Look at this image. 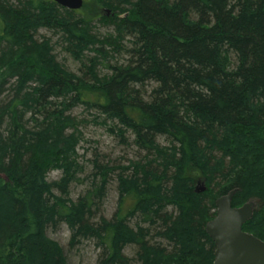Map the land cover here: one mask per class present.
I'll return each instance as SVG.
<instances>
[{
	"label": "trees",
	"instance_id": "trees-1",
	"mask_svg": "<svg viewBox=\"0 0 264 264\" xmlns=\"http://www.w3.org/2000/svg\"><path fill=\"white\" fill-rule=\"evenodd\" d=\"M93 3L83 14L0 0V264H67L47 236L61 225L69 246L94 242L95 264H212L205 225L231 190L233 207L255 202L242 230L264 241V0ZM95 22L113 32L97 35ZM41 28L61 34L81 74L35 38ZM80 105L143 156L94 159L72 201ZM51 170L61 176L46 182Z\"/></svg>",
	"mask_w": 264,
	"mask_h": 264
},
{
	"label": "rangeland",
	"instance_id": "rangeland-1",
	"mask_svg": "<svg viewBox=\"0 0 264 264\" xmlns=\"http://www.w3.org/2000/svg\"><path fill=\"white\" fill-rule=\"evenodd\" d=\"M81 8L78 13L88 14L91 13L90 9L93 7V0H83ZM77 11V10H76ZM104 11V10H103ZM95 22L94 31L99 36L107 33H112L113 28ZM61 34L41 28L37 31L35 38L42 40L49 38L53 47V54L57 62H59L66 70L81 74V63L74 59L72 54L67 50V44L61 39ZM87 54V53H86ZM87 54V55H91ZM121 55V54H120ZM118 56H116L117 58ZM115 58V59H116ZM83 63H86L83 61ZM98 72L105 74L107 71L99 67ZM71 114L82 120V125L79 127L81 133V141L77 147V162L81 167V172L77 173L78 181H75L69 186V198L75 201L78 196L85 190L87 182L84 181L85 176L92 168V161L99 159L100 161L109 165H126L129 161L138 160L143 156V153L137 150L131 143H123L118 137L108 133L105 128L91 120L88 112L80 105L73 110ZM86 121V122H85ZM131 140V139H130ZM162 144H165L160 139ZM61 176L60 171L51 170L45 177L46 182L58 180ZM203 183L199 184L202 187ZM55 192H57L55 190ZM117 192L115 182L111 181L107 187L106 197L103 201L101 211L97 216L101 215L109 219L117 206ZM251 201V200H250ZM253 202V201H251ZM255 202H253L254 204ZM98 218H96L97 220ZM47 236L60 245L66 258L67 264H95L98 256V249L95 247L93 241H83L76 247L69 246V231L65 225H61L58 231H47ZM125 255L132 257L134 251L132 248H127L124 251Z\"/></svg>",
	"mask_w": 264,
	"mask_h": 264
},
{
	"label": "water",
	"instance_id": "water-1",
	"mask_svg": "<svg viewBox=\"0 0 264 264\" xmlns=\"http://www.w3.org/2000/svg\"><path fill=\"white\" fill-rule=\"evenodd\" d=\"M53 1L70 10L83 4V0ZM232 195L233 190L216 199L215 216L205 225L215 245L212 264H264V241L242 230V225L252 216L254 204L248 201L233 207Z\"/></svg>",
	"mask_w": 264,
	"mask_h": 264
},
{
	"label": "bare ground",
	"instance_id": "bare-ground-1",
	"mask_svg": "<svg viewBox=\"0 0 264 264\" xmlns=\"http://www.w3.org/2000/svg\"><path fill=\"white\" fill-rule=\"evenodd\" d=\"M60 6V5H59ZM62 7V6H61ZM81 8V7H80ZM80 8H78V9H75V10H73V11H76V10H79ZM67 9V8H66ZM70 10V9H69ZM201 188V187H200Z\"/></svg>",
	"mask_w": 264,
	"mask_h": 264
},
{
	"label": "flooded vegetation",
	"instance_id": "flooded-vegetation-1",
	"mask_svg": "<svg viewBox=\"0 0 264 264\" xmlns=\"http://www.w3.org/2000/svg\"><path fill=\"white\" fill-rule=\"evenodd\" d=\"M253 209H254V206H253Z\"/></svg>",
	"mask_w": 264,
	"mask_h": 264
}]
</instances>
